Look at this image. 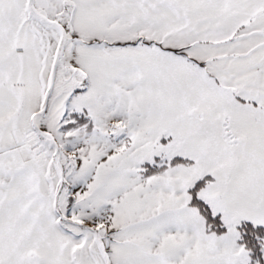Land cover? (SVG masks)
Segmentation results:
<instances>
[{"label": "snow or ice", "instance_id": "snow-or-ice-1", "mask_svg": "<svg viewBox=\"0 0 264 264\" xmlns=\"http://www.w3.org/2000/svg\"><path fill=\"white\" fill-rule=\"evenodd\" d=\"M0 264H264V0H0Z\"/></svg>", "mask_w": 264, "mask_h": 264}]
</instances>
